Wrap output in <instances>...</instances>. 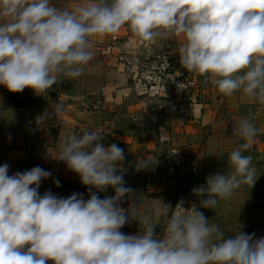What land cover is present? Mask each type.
Instances as JSON below:
<instances>
[{
    "label": "clouds",
    "instance_id": "9594fccd",
    "mask_svg": "<svg viewBox=\"0 0 264 264\" xmlns=\"http://www.w3.org/2000/svg\"><path fill=\"white\" fill-rule=\"evenodd\" d=\"M125 25L144 42L182 36L177 51L184 69L206 76L220 94L239 92L264 109V0H76L63 8L51 0H0V85L42 95L58 75L75 80L93 59L96 38ZM64 112L58 102L36 123L42 127ZM64 119L80 131L60 139L55 158L78 174L89 196L40 194L50 171L34 166L9 175V165L0 164V264H264V237L240 230L226 236L195 203L185 208L181 200L173 208L160 200L150 212L133 203L122 207L125 198H136L123 179L124 150ZM253 120L236 122L242 142L227 154L230 170L192 189L202 207L213 209L241 185H254L253 157L244 154L259 133ZM156 164V156L144 155L135 170ZM109 187L115 194L100 198ZM129 221L138 223L137 234L120 230Z\"/></svg>",
    "mask_w": 264,
    "mask_h": 264
},
{
    "label": "rangeland",
    "instance_id": "374dc122",
    "mask_svg": "<svg viewBox=\"0 0 264 264\" xmlns=\"http://www.w3.org/2000/svg\"><path fill=\"white\" fill-rule=\"evenodd\" d=\"M122 30L126 31L124 37ZM118 34L122 35L123 43H118L117 49L124 48L128 51L139 49L138 43L140 44L142 40H139L126 25ZM111 36L106 35L95 40L93 48L96 53L99 54V50L110 42ZM162 41L169 43L168 50L175 69L177 71L183 69L177 51L183 42V37L173 36L167 39L158 37L152 41L151 48L154 49L152 52L161 48ZM156 44L159 47H155ZM110 59L107 58L106 61H110V64L112 63L123 72L114 61L115 58L110 57ZM192 73L195 74L197 83L194 91L187 94L184 107L182 105L172 108L165 100H150L152 97L142 85H138L136 80L132 82L129 75L123 72L122 79L126 78V81L122 82V86L125 87L122 88L121 93L123 100H73L72 106H64L65 113L70 115L71 120L103 135L101 143L105 146L116 143L124 150L123 163L127 172L123 179L125 186L134 190L136 198L133 201L125 198L121 204L122 207L127 208L133 203L141 211L150 212L161 200L174 208L179 196L184 194L195 197V200L187 198L188 204L185 208L195 203L197 209L208 219V223L217 224L226 236L234 235L240 230L245 234H254L253 239L264 237L263 128L255 137L251 149L244 153L253 157L252 162L256 169L257 179L252 187L241 185L230 199L218 201L213 209L202 207L200 197L192 192L193 188L206 183L205 178L209 174H223L230 170L227 154L242 142L233 131L236 122L249 116L260 117L258 106L253 108L254 102L242 100L239 92L226 97L218 92L206 76ZM98 101L99 106H97ZM159 104L163 106L166 104V107L159 108L157 106ZM48 110L51 111V109ZM13 116H8V119L13 121ZM16 116L21 120L27 117L26 115ZM60 116L62 120L65 115ZM30 119L31 117L25 123L27 124ZM58 119L59 117L53 115L45 119L42 124V127H46L44 131L51 134H47L48 140H44L53 148L51 154L35 152L33 146L35 141L32 139L30 143L23 141L17 142L18 144L12 139L8 144H4L3 141L0 143V164L7 163L8 158L13 159L10 164L7 163L8 165L17 164L16 157L27 154L29 157L26 161L27 165L30 160H34L41 168L51 172L48 179L42 180L38 189L40 194L50 190L58 196L67 197L77 192L87 199L89 196L87 186L80 182L78 174L68 169L65 162L55 158L59 152L60 139L73 132L78 134L80 128L74 127L68 120L66 125L61 123L57 125ZM1 124L4 128H10L6 134L11 132L13 135L15 131L20 130L11 125L12 123L10 124L7 119ZM11 150L17 156H6ZM1 152H3L2 155ZM144 155L153 158L156 156L158 161V164L149 172L146 171L147 169H141V172L135 170L138 157L142 158ZM28 169L30 168L26 167V170ZM16 171H21V167L9 166V175ZM54 180L59 181V187L54 184ZM93 191L96 190L93 189ZM97 194L103 198L115 193L109 187L105 193ZM134 222L135 231H128L125 234L138 233L139 225L136 221ZM128 225L131 226L130 223ZM162 228L161 224V231ZM140 230L142 231V226ZM156 231L159 232L160 229L157 228ZM51 262L48 260L46 264H53Z\"/></svg>",
    "mask_w": 264,
    "mask_h": 264
},
{
    "label": "crops",
    "instance_id": "0c3cea01",
    "mask_svg": "<svg viewBox=\"0 0 264 264\" xmlns=\"http://www.w3.org/2000/svg\"><path fill=\"white\" fill-rule=\"evenodd\" d=\"M75 2L76 0H51L53 5L61 8L70 7ZM124 34L126 35V31ZM124 40L125 39L123 38V41ZM109 62L110 61H106V59H102L101 56L96 53V50H94L93 59L84 66V72L81 77L75 80H68L58 75L57 82L48 92H45L42 95L35 94L34 91L28 87L21 92H11L3 85H0V143L3 141L4 144H8L12 139L16 144H18L17 142L23 141L30 143V140L32 139L35 141L33 144L35 152L39 154H51L53 148L48 142L44 141L45 139L48 140L47 134L50 133L46 130L44 131V128L46 127L37 125L36 117L44 113L45 110L53 108L54 104H57L58 102H62L64 106L69 107V105L72 106V103L74 102L73 100H123L121 93L124 86H122V82H125L126 78L122 79V75H124L123 72ZM126 90H128V87ZM128 92L129 90L127 93ZM99 103L100 102L98 101L97 106L100 105ZM255 106L257 105L255 104L252 107L254 108ZM91 111L95 112L94 110ZM10 115L13 116V121L8 119V116ZM16 115H26L27 117L24 120H21ZM63 115L70 117V115H67L65 112ZM258 115L260 117H254L253 122L260 131L262 128L264 129V110L260 109ZM29 117H31V119L26 124L25 122ZM56 117H59L57 125L59 123L66 125L67 120H60L61 116ZM6 119L10 124L12 123L11 125H14L15 128L20 130L17 132L14 130L15 133L13 135L11 132L6 134L10 128H4L1 124L2 121H5ZM2 153L3 152H1V155ZM6 156L15 157L17 154H14V151L11 150L7 152ZM30 161L28 162V168L39 166L34 160ZM9 166L18 167L19 165L14 164ZM129 222L132 223L131 226L127 224L126 227L123 226L120 229L123 233L135 231V222Z\"/></svg>",
    "mask_w": 264,
    "mask_h": 264
},
{
    "label": "built area",
    "instance_id": "2783aa9c",
    "mask_svg": "<svg viewBox=\"0 0 264 264\" xmlns=\"http://www.w3.org/2000/svg\"><path fill=\"white\" fill-rule=\"evenodd\" d=\"M125 34H123L124 37ZM122 35L118 33L111 36L110 42L106 46L99 50V55L102 59H110V57L115 58L116 64L120 69L129 75L132 82L138 85H142L143 89L149 93L150 100H165L166 103L172 108H177L186 104L187 94L194 91L197 83V78L192 72H188L184 69H175V65L170 57V52L168 50L169 43L167 41H162L161 48L154 51L151 48L153 42L141 41L139 44V49L136 51H128L124 48L117 49V44L121 43ZM123 43V42H122ZM159 47L156 44L155 47ZM150 48V49H147ZM153 49V50H152ZM165 57L167 58V63L165 62ZM159 108L166 107V104L157 105ZM28 155L22 154L19 158L16 157L15 163L21 167V172L28 168L27 162ZM12 158L7 159V163L10 164ZM153 166H149L146 171H150ZM141 172V170H140ZM186 199L183 203V207L188 204V195L181 194ZM188 198V199H187ZM194 200V199H193ZM192 201V200H190ZM131 224L128 222L124 225Z\"/></svg>",
    "mask_w": 264,
    "mask_h": 264
},
{
    "label": "bare ground",
    "instance_id": "6f19581e",
    "mask_svg": "<svg viewBox=\"0 0 264 264\" xmlns=\"http://www.w3.org/2000/svg\"><path fill=\"white\" fill-rule=\"evenodd\" d=\"M188 197H190L191 199H194V197H191V196H188ZM181 200L185 201L186 199L183 196H182V198H180V196H179L177 203L180 202Z\"/></svg>",
    "mask_w": 264,
    "mask_h": 264
}]
</instances>
